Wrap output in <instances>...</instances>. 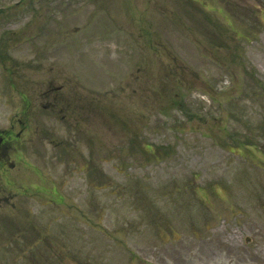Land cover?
Returning a JSON list of instances; mask_svg holds the SVG:
<instances>
[{
  "label": "rangeland",
  "instance_id": "obj_1",
  "mask_svg": "<svg viewBox=\"0 0 264 264\" xmlns=\"http://www.w3.org/2000/svg\"><path fill=\"white\" fill-rule=\"evenodd\" d=\"M61 56L89 142L42 114L36 155ZM21 91L43 196L0 206V264H264V0H0V128Z\"/></svg>",
  "mask_w": 264,
  "mask_h": 264
},
{
  "label": "flooded vegetation",
  "instance_id": "obj_2",
  "mask_svg": "<svg viewBox=\"0 0 264 264\" xmlns=\"http://www.w3.org/2000/svg\"><path fill=\"white\" fill-rule=\"evenodd\" d=\"M53 60H56V62L61 60L71 62L74 68L71 67L68 73H64L62 69L51 68L52 72H49L46 78L43 77L42 79L40 77L35 83L36 89L33 96L35 97L38 110L34 116V122L37 125L36 136L40 137L36 144V155L40 154L42 141L44 140L41 137L43 134L41 129L42 114H45L46 122L50 121V119L52 122H60L73 135L70 140L61 141L62 145L66 146L65 142L71 143L73 139L77 141L81 134L86 135L84 140L87 141L91 116L96 112L95 101H93L95 98L92 97L99 96L93 94V91H90L87 86L80 84V73L79 70L75 71L76 64L72 59L70 61L69 58L56 57ZM83 66H86V64L83 63ZM84 71L87 72L84 76L88 78V70L84 69ZM5 77L11 78L8 74ZM27 95L24 91L20 92L13 114L9 113L6 125L0 128V206L4 204L8 207L11 205L14 207V200L21 198L22 195L28 192V189L32 190L28 194L35 195L29 196L30 200L42 198L43 196L41 190L42 178L36 169L28 167L24 154L25 146L30 145L32 141L29 137L27 126V122L33 118L30 114L32 102L29 101L30 105L28 104ZM8 107L11 106L8 105ZM38 132H40V135ZM48 145L51 146L52 141L48 142ZM37 158L40 163L36 162L35 167L42 166V156ZM22 170L27 172L24 173ZM30 173L34 178L35 185L25 188L24 178L30 179ZM10 187H16V189L6 193V188L10 189Z\"/></svg>",
  "mask_w": 264,
  "mask_h": 264
}]
</instances>
